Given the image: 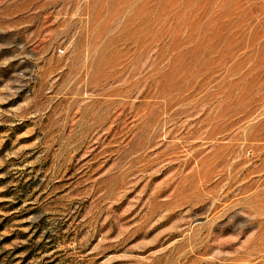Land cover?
<instances>
[{"label":"rangeland","instance_id":"374dc122","mask_svg":"<svg viewBox=\"0 0 264 264\" xmlns=\"http://www.w3.org/2000/svg\"><path fill=\"white\" fill-rule=\"evenodd\" d=\"M0 264H264V0H0Z\"/></svg>","mask_w":264,"mask_h":264}]
</instances>
